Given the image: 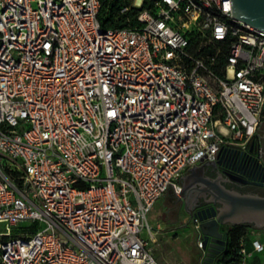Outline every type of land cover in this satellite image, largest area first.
<instances>
[{"label": "built area", "instance_id": "obj_1", "mask_svg": "<svg viewBox=\"0 0 264 264\" xmlns=\"http://www.w3.org/2000/svg\"><path fill=\"white\" fill-rule=\"evenodd\" d=\"M106 1L0 0L2 264H160L155 203L262 152L264 31L232 0H124L116 28Z\"/></svg>", "mask_w": 264, "mask_h": 264}, {"label": "water", "instance_id": "obj_2", "mask_svg": "<svg viewBox=\"0 0 264 264\" xmlns=\"http://www.w3.org/2000/svg\"><path fill=\"white\" fill-rule=\"evenodd\" d=\"M233 16L237 19L264 31V0H232ZM215 163L210 161V164ZM221 165L218 161L215 165ZM187 177H182L183 188L180 195L186 196V208L190 198L196 204L204 200L211 206L198 209L200 204L191 208L198 218L200 238L205 252L202 264H218L216 258L227 248V225L250 224L264 228V197L242 194L224 185L227 179L225 172H217V177L206 176V165L194 167ZM239 183H246L237 179Z\"/></svg>", "mask_w": 264, "mask_h": 264}, {"label": "rangeland", "instance_id": "obj_3", "mask_svg": "<svg viewBox=\"0 0 264 264\" xmlns=\"http://www.w3.org/2000/svg\"><path fill=\"white\" fill-rule=\"evenodd\" d=\"M159 206V205H158ZM156 206L147 216L150 225L153 227L154 238L149 240V246L154 257L160 264H202L205 252L199 248L200 232L199 225L195 222V217L191 213L181 208L180 211H164ZM155 219V222H154ZM176 220V221H175ZM179 220V222H177ZM163 223L160 226L159 223ZM230 227L224 226V231ZM6 227L0 224V232H5ZM10 233H18L17 228H9ZM252 230L248 233L252 234ZM251 237L247 245H251ZM247 240V239H246ZM264 241V240H263ZM260 259H264V254ZM257 257L256 263H261Z\"/></svg>", "mask_w": 264, "mask_h": 264}, {"label": "flooded vegetation", "instance_id": "obj_4", "mask_svg": "<svg viewBox=\"0 0 264 264\" xmlns=\"http://www.w3.org/2000/svg\"><path fill=\"white\" fill-rule=\"evenodd\" d=\"M258 135L260 137V143L262 147V152L260 155L247 154L238 155L235 154L230 162L223 163L221 165L209 164L206 176L216 178L217 172H225L224 177L227 181L224 185L232 190H236L242 194H251L264 197V113L262 122L259 128ZM206 164L207 163H203ZM237 179H241L246 183H239ZM200 207L198 209H203L211 206V204L205 203L201 200ZM193 199L188 200L187 206L189 212L193 215L191 208L197 205ZM250 225V224H247ZM253 226V225H251ZM221 255L216 258V262Z\"/></svg>", "mask_w": 264, "mask_h": 264}, {"label": "trees", "instance_id": "obj_5", "mask_svg": "<svg viewBox=\"0 0 264 264\" xmlns=\"http://www.w3.org/2000/svg\"><path fill=\"white\" fill-rule=\"evenodd\" d=\"M124 0H107L100 11V19L102 25L106 28L125 27L126 20L129 14H122L120 12L121 6L124 5ZM253 227L247 224L231 225L228 230L227 236V248L224 253L221 254L218 259V264H238V250L240 247V241L246 237L248 230ZM37 227L29 229L30 232H34ZM18 231V230H17ZM17 234V233H16ZM0 264L1 260H0Z\"/></svg>", "mask_w": 264, "mask_h": 264}, {"label": "crops", "instance_id": "obj_6", "mask_svg": "<svg viewBox=\"0 0 264 264\" xmlns=\"http://www.w3.org/2000/svg\"><path fill=\"white\" fill-rule=\"evenodd\" d=\"M204 164H200L198 166H195V167H201L203 166ZM206 165V164H205ZM208 166L209 164L206 165V173H207V169H208ZM194 168V167H193ZM192 169V168H191ZM191 169L188 170L185 174L184 177H187V175H189L191 172ZM205 173V174H206ZM186 196L183 198L182 196L181 197H178L176 196L172 190H168L164 196L162 198H160L156 203L155 205L152 207V209L150 210V212L156 207V206H161L164 205L163 207H161L164 211H172V212H178L180 211V209L182 208L183 209V206L185 208L186 211L189 212V209L186 208ZM158 206V207H159ZM149 212V213H150ZM190 213V212H189ZM176 221V220H175ZM154 222H155V219H154ZM179 222V220L177 221ZM160 226H163L164 224L161 222L159 223ZM227 227H230V225H227ZM224 229V227H223ZM249 230H252V234L248 233L246 237L248 238H251L252 236L253 237H257L255 238V240L259 239V240H264V228H256V227H251ZM264 242V241H263ZM254 264H257L256 263V260H254Z\"/></svg>", "mask_w": 264, "mask_h": 264}]
</instances>
